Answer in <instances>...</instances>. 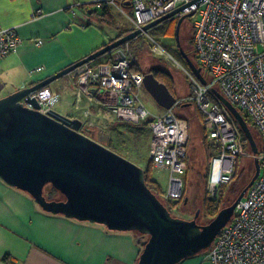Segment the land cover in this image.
Listing matches in <instances>:
<instances>
[{
    "label": "built area",
    "instance_id": "1",
    "mask_svg": "<svg viewBox=\"0 0 264 264\" xmlns=\"http://www.w3.org/2000/svg\"><path fill=\"white\" fill-rule=\"evenodd\" d=\"M117 0H99V5ZM127 13L134 30L166 16L185 5L177 17L195 13L194 47L200 67L211 79L203 84L190 70L185 72L192 89L191 101L211 126L209 139L220 146L210 174L213 195L233 179L239 158L253 157L260 173L238 204L232 220L221 230L208 252L211 264H264V146L257 154H247L245 135L229 109L215 96L216 88L231 104L245 114L264 142V0H128ZM194 2V3H192ZM41 13V10L38 11ZM149 32V31H148ZM147 32H143L146 34ZM23 39L16 28L0 29V60L17 52ZM42 40L37 42L38 46ZM110 59L92 61L74 72L77 100L99 101L115 112L120 122L141 124L149 121L153 131L150 159L158 168L170 171L167 201L184 196L187 171L188 121L173 109L162 116L153 115L140 99L146 73L128 44L112 51ZM154 52L166 60L174 58L159 43ZM177 63V62H176ZM41 70V69H39ZM216 86H219L217 88ZM45 115L54 112L55 99L46 87L31 95ZM30 108H35L29 105ZM92 108L85 110L83 129L96 128Z\"/></svg>",
    "mask_w": 264,
    "mask_h": 264
},
{
    "label": "water",
    "instance_id": "2",
    "mask_svg": "<svg viewBox=\"0 0 264 264\" xmlns=\"http://www.w3.org/2000/svg\"><path fill=\"white\" fill-rule=\"evenodd\" d=\"M190 5L132 31L31 87L0 98V179L28 193L49 214L100 224L111 231L136 232L147 236L148 239L141 243L143 250L138 264H179L211 248L221 230L232 220L245 193L258 178L259 161L255 159L256 173L237 200L223 208L210 223L200 225V209L190 220L174 217L148 186L143 168L89 137L87 131L93 135L95 133L84 130L80 119H72L52 110L47 112L50 115L41 113L39 103L31 95L74 73L84 64L128 44L143 32L179 16ZM194 15L189 13L180 17L176 37L179 50L191 71L203 84H207L202 67L192 61L180 43L183 21ZM144 86L161 107L169 110L177 104V98L167 85L161 83L153 73L145 75ZM213 93L232 113L252 152L257 154L259 147L246 117L216 88ZM48 185L59 191L64 199L48 200L44 193ZM187 203L188 198L185 199Z\"/></svg>",
    "mask_w": 264,
    "mask_h": 264
},
{
    "label": "crops",
    "instance_id": "3",
    "mask_svg": "<svg viewBox=\"0 0 264 264\" xmlns=\"http://www.w3.org/2000/svg\"><path fill=\"white\" fill-rule=\"evenodd\" d=\"M98 2L0 0V29L16 28L23 39L17 52L0 60V98L57 74L114 42L122 31L131 30L122 27L128 20V11L124 9V5H130L128 0H117L114 6L126 18L120 26L113 17L112 26H101L97 17L104 6ZM105 5L111 12L113 6ZM39 40L43 41L41 46L37 45ZM113 54L110 52L97 61L110 59ZM69 78L66 84H57V80L47 88L56 99L71 102L82 115L73 116L56 109L54 104L55 111L85 122L89 119L84 112L92 108L94 114L90 119L97 122V105L87 98L79 103L74 74ZM163 109L159 114L150 112L162 116L167 111ZM141 241L136 232L111 231L100 224L49 214L28 193L0 179V264H138L143 250ZM207 256L208 253L197 255L179 264H211Z\"/></svg>",
    "mask_w": 264,
    "mask_h": 264
},
{
    "label": "rangeland",
    "instance_id": "4",
    "mask_svg": "<svg viewBox=\"0 0 264 264\" xmlns=\"http://www.w3.org/2000/svg\"><path fill=\"white\" fill-rule=\"evenodd\" d=\"M111 5L113 6L111 9L112 17L120 26L122 25V21L126 20V18L121 17L117 13L116 8L114 7L115 4ZM197 18V15H194L193 17L186 18L183 21L180 29V43L192 61L200 67L194 47V23ZM179 19V17H174L173 19L163 23L164 26L161 30L157 31V28H155L146 34L138 36L135 40L128 43V48L137 59L143 72L148 74L153 67L161 68L166 70L174 79L175 90L177 93L176 98L178 102L174 106L173 111L177 117L188 121L189 143L187 145L188 165L186 174L184 175V188L186 191V198H188V203L174 208L172 210V214L176 218L190 220L195 217L197 210L200 209L198 223L200 225H206L212 220L204 215V201L208 194H214L210 186V174L213 159L219 151L215 152V155L212 158L209 157L206 149V141L208 140L211 142L208 137L211 126L206 123L204 116H202L200 111L197 109L196 104L190 99L192 96V89L190 87L185 69L186 71H191V69L189 65L182 60L179 43L176 37V29ZM123 23L122 27L124 29L133 28L130 27V24L132 23H128V20ZM101 26L103 27L108 25L101 23ZM109 31L111 33L116 32L115 29H109ZM156 43H159L163 48H165L166 51L174 58V61L166 60L157 55L154 52ZM106 55L98 58L97 60L105 57ZM202 73L209 80L212 78L207 70L203 69ZM69 79V75H66L60 78V81H57V84H59V82H64L66 84ZM68 86L70 85H66L65 88ZM216 87L219 88V86ZM54 99L56 109L64 112L68 111V113L73 116L80 117L82 115L81 111L79 112L75 110L74 105L71 102L61 99V97L56 99L54 96ZM140 99L149 111L156 114L164 111V109L158 105L156 100L146 89L141 90ZM94 104L97 105V111H95V116L97 118V122L95 123L97 126L96 128L90 129V131L94 132L96 135L87 131L86 133L88 136L104 145H107V140L105 139L110 138L114 141L113 149L117 151L118 154L137 164L144 170L148 169L150 163V144L153 138V131L150 124L143 122L137 125L134 123L120 122L114 111L102 106L99 101H95ZM253 128L252 132L257 141L258 147L259 149H262L264 146L263 138L261 137L259 131L255 127ZM105 135L108 136V138L105 137ZM245 150L247 154L253 153L248 141H245ZM154 166L155 168L152 170V176L160 186V190L157 195L161 201L163 200L162 202L166 204L164 200H166L165 197L169 188L170 171L164 167L158 168L155 164ZM237 169L239 180L234 181L233 185L239 182L240 190L235 195L231 196L228 194L224 204L226 207L232 205L237 200L254 177L256 173L255 158L241 156L238 161ZM60 198H62L61 194H57L56 199ZM138 235L140 237V234ZM209 251L210 248L201 252L199 255H205Z\"/></svg>",
    "mask_w": 264,
    "mask_h": 264
},
{
    "label": "trees",
    "instance_id": "5",
    "mask_svg": "<svg viewBox=\"0 0 264 264\" xmlns=\"http://www.w3.org/2000/svg\"><path fill=\"white\" fill-rule=\"evenodd\" d=\"M124 9H126L128 11V13H130L132 11L131 5H124ZM97 19L101 23H105V24H108V25H111V26L113 25L111 12L109 10V7L106 6L105 4H104V7H103L102 14L98 15ZM163 26H164V24L161 25V26H159V27H157L156 30L157 31L158 30H161L163 28ZM133 30L134 29H131L129 31H122L121 34H120V36L117 38V40L120 39V38H122V37H124V36H126V35H128ZM180 55L182 57V60L186 64H188L186 62L185 58L183 57V55L182 54H180ZM148 73H153L156 76V78L161 83H164L165 85H167V87L169 88V90L171 91V93L175 97L177 96V93H176V90H175V82H174V79L172 78V76L166 70L161 69V68L153 67L151 69V71H149ZM210 80H212V79H210ZM243 115L246 117V120L249 123V126L252 129V131H253L254 125L252 124L251 120L245 114H243ZM146 123L150 124L149 121H146ZM103 137H104V135H103ZM105 137L108 138V136H106V135H105ZM105 140H107V145L105 144V146H107L111 150L115 151L113 149L114 141L111 140L110 138L105 139ZM244 140L247 142L246 138ZM206 149H207V152H208L209 157L212 158L215 155V152H218L220 150V146L216 142H214V141H211L210 142V141L207 140L206 141ZM115 152H117V151H115ZM187 165H188V158H187ZM237 167H238V165H237ZM237 167H236L235 175H234V177H233V179L231 180L230 183L221 185L218 188L216 195L208 194L206 196L205 201H204L205 202V205H204V215H205V217L209 218L210 220H213L218 215V213L223 208L226 207L224 204H225V201L227 199L228 194L232 196V195H235V194H237L239 192V190H240L239 182H237L236 184L233 185L234 181L239 180V174H238ZM153 168H155V166H154V163L152 162V160L150 159V163H149L148 169L145 170L146 181H147L148 186L157 195L158 192H159V190H160V186H159L158 182L153 179V176H152V170H153ZM44 193H45V195H46V197H47L48 200H63L64 199V196L62 194H61L62 198L56 199V195L57 194H60V192L57 191L52 185L46 186ZM185 199H186V191H184V196H183V199L182 200H180V201H167V200H164V202L166 203L165 205L167 206V208L172 213V210L174 208H177L180 205H185ZM140 238L143 239L141 241V243L143 241H145V240L148 239L147 236H142L141 234H140Z\"/></svg>",
    "mask_w": 264,
    "mask_h": 264
},
{
    "label": "bare ground",
    "instance_id": "6",
    "mask_svg": "<svg viewBox=\"0 0 264 264\" xmlns=\"http://www.w3.org/2000/svg\"><path fill=\"white\" fill-rule=\"evenodd\" d=\"M189 143V142H188Z\"/></svg>",
    "mask_w": 264,
    "mask_h": 264
}]
</instances>
